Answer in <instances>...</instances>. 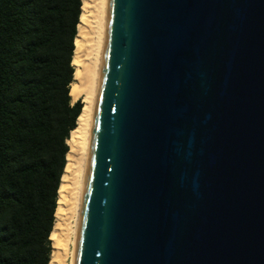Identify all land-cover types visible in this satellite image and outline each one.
Here are the masks:
<instances>
[{
	"label": "water",
	"instance_id": "95a60500",
	"mask_svg": "<svg viewBox=\"0 0 264 264\" xmlns=\"http://www.w3.org/2000/svg\"><path fill=\"white\" fill-rule=\"evenodd\" d=\"M72 264H264V0H106Z\"/></svg>",
	"mask_w": 264,
	"mask_h": 264
},
{
	"label": "trees",
	"instance_id": "16d2710c",
	"mask_svg": "<svg viewBox=\"0 0 264 264\" xmlns=\"http://www.w3.org/2000/svg\"><path fill=\"white\" fill-rule=\"evenodd\" d=\"M81 0H0V264H48Z\"/></svg>",
	"mask_w": 264,
	"mask_h": 264
},
{
	"label": "bare ground",
	"instance_id": "6f19581e",
	"mask_svg": "<svg viewBox=\"0 0 264 264\" xmlns=\"http://www.w3.org/2000/svg\"><path fill=\"white\" fill-rule=\"evenodd\" d=\"M106 0H81V12L74 38L71 63V100L81 98L76 126L66 140L68 151L57 190L54 223L50 232L51 254L48 264H72L78 202L89 133L90 112L96 66L101 45Z\"/></svg>",
	"mask_w": 264,
	"mask_h": 264
},
{
	"label": "rangeland",
	"instance_id": "374dc122",
	"mask_svg": "<svg viewBox=\"0 0 264 264\" xmlns=\"http://www.w3.org/2000/svg\"><path fill=\"white\" fill-rule=\"evenodd\" d=\"M75 100H77V99H72L73 102H74Z\"/></svg>",
	"mask_w": 264,
	"mask_h": 264
}]
</instances>
